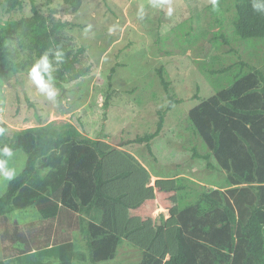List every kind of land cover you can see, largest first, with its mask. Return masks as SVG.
Wrapping results in <instances>:
<instances>
[{"label":"rangeland","instance_id":"374dc122","mask_svg":"<svg viewBox=\"0 0 264 264\" xmlns=\"http://www.w3.org/2000/svg\"><path fill=\"white\" fill-rule=\"evenodd\" d=\"M35 2L42 12L55 8L62 20L77 24L70 32L88 49L94 71L81 81L65 82V89L51 80L58 94L54 101L49 100L29 77V70L38 60L36 30L29 26L28 36L16 34L5 44L14 53L12 59L20 71H0V121L17 129L53 120L72 121L84 134L103 141V148L115 146L134 154L147 167L150 177L122 155L117 156V167L131 169L130 181L140 188L131 197L142 204L129 209L108 201L98 212L100 223L122 238L116 257L101 264H136L144 251L169 257L177 251L175 207L168 211L167 218L163 212L151 218L148 206H158L165 200L171 207L182 208L205 189L228 184L225 171L209 168L206 160L192 157L194 149L202 154L209 149L196 133L188 112L233 83L240 69L224 72L225 68L236 62L263 66L264 40L244 41L236 35L231 0L217 14L211 7L212 0H83L77 12L63 0ZM31 16L32 0H25L23 9L12 13L0 5V36L22 17ZM49 55V70L57 71L59 60L52 52ZM161 66L183 100L167 112L163 131L149 147L132 140L157 127V110L165 106L164 87L157 72ZM113 67L115 73L110 79ZM110 84L114 92L106 108ZM16 155L15 163L5 166L14 170V177L26 164L23 151ZM49 171L43 166L17 196L13 210L6 215L8 219L0 217V264H91L88 238L72 219L76 215L65 208L72 217L61 216L63 210L55 213L51 189L36 195L48 196L53 208L48 202L37 204V198L28 206L23 204L25 193H32L28 190L39 186ZM151 174L166 179L151 184ZM10 181L0 174V197ZM180 185L183 189L178 188ZM146 218L150 220L147 227L139 228L138 223ZM162 223L164 229L157 232V225ZM30 230L36 231L30 239L48 243L50 248L23 257L14 248L23 249L25 243L11 236H28ZM6 231L8 238L3 236Z\"/></svg>","mask_w":264,"mask_h":264},{"label":"trees","instance_id":"16d2710c","mask_svg":"<svg viewBox=\"0 0 264 264\" xmlns=\"http://www.w3.org/2000/svg\"><path fill=\"white\" fill-rule=\"evenodd\" d=\"M63 1L74 12L83 4V0ZM228 1L216 0L215 5L212 2L214 13L222 12ZM231 1L235 7L233 26L236 35L244 41L264 40V0ZM2 4L7 12L12 13L22 10L25 0H0ZM32 12L33 16L22 17L0 36V71H20L12 59L14 53L5 44L16 34L28 36L26 31L32 26L36 30L38 59L49 50L53 56L57 50L63 52L60 68L49 70L52 81L65 89V82L89 77L94 71V63L88 49L70 32V28L77 24L62 20L55 8L42 12L35 0H32ZM115 68L111 69L110 79ZM235 68L240 71L230 86L202 100L188 112L196 133L209 149L205 154L194 149L192 157L206 160L209 168L225 171L228 184L205 189L185 207L167 206L171 211L174 207L176 210L177 251L169 257L166 253L144 251L136 264H264V65L256 67L247 62H236L224 72H232ZM157 72L164 87L165 106L157 110L156 129L132 140L149 147L163 131L167 112L183 100L166 77L165 67H159ZM108 90L106 108L110 106L111 93L114 92L112 84ZM0 128L4 129L0 134V149L7 145L12 150L11 156L0 153V160L6 164L15 163L17 151L26 154L24 169L10 181L7 191L0 197V217L8 219L6 215L13 210L21 190L43 166L47 167L50 171L45 173L39 191L31 190L32 193L24 195V206L34 203L37 198V204L48 202L49 208H53L48 196L36 195V192L49 193L51 189L56 203L55 213L63 210L61 216L70 217L66 211L69 210L76 215L71 217L88 238L91 264L114 259L122 238L100 223L98 212L105 209L108 201L129 209H137L142 204L131 197L138 187L130 181L132 172L129 167L126 170L117 167V156L122 155L150 177L147 167L127 150L115 146L103 148V141L84 134L72 121L53 120L24 129L0 121ZM61 151L65 154L61 155ZM178 188L183 189L182 185ZM163 203L167 204L165 200ZM156 208V203L148 206L151 218ZM149 221L146 218L137 226L146 228ZM156 228L160 232L164 229L163 223ZM34 232L30 230L28 236H11L14 241L20 237L25 243L23 249L14 248L18 255L29 256L35 250L50 248L48 243L30 239ZM3 236L8 238L9 232Z\"/></svg>","mask_w":264,"mask_h":264},{"label":"clouds","instance_id":"9594fccd","mask_svg":"<svg viewBox=\"0 0 264 264\" xmlns=\"http://www.w3.org/2000/svg\"><path fill=\"white\" fill-rule=\"evenodd\" d=\"M212 2L213 5H215L216 0H212ZM154 6L156 5L154 4ZM172 11V8L169 7L168 15H171ZM51 51L52 50H49L36 61V63L29 70V77L37 86L38 91H40L42 94H45L49 100L54 101L58 93L56 89L50 84V81L53 79V77L49 74V69L52 64L49 55ZM54 58L56 60H61L63 58V52L59 50L55 51ZM3 132L4 129L0 128V134ZM0 153H2L3 156H11L12 150L7 145H5L3 149H0ZM5 164V161L0 160V174H2L5 180L10 181L14 178L15 172L12 169L5 168Z\"/></svg>","mask_w":264,"mask_h":264},{"label":"crops","instance_id":"0c3cea01","mask_svg":"<svg viewBox=\"0 0 264 264\" xmlns=\"http://www.w3.org/2000/svg\"><path fill=\"white\" fill-rule=\"evenodd\" d=\"M151 177H152L151 179H152V181H153V183H152V181H151V184H154V181L166 179V178H164V177L156 176V175H152V174H151ZM193 180H194V179H193ZM40 183H41V182H40ZM32 189H37V190H39L38 185L35 186V187L32 188ZM32 189L30 188L28 191L30 192ZM139 190H140V188H138L137 192H138ZM25 194H26V193H25ZM167 206H169V204H162V203L159 202V205L157 206L156 210L152 213V217H157V215L159 214V212H163L164 215H165V217L167 218V216H168L167 213H169L168 211L171 210V209L168 208ZM162 210H164V211H162ZM148 214H149V213H148ZM149 215H150V214H149ZM34 252H38V251L35 250V251H33V252H30L29 254H32V253H34Z\"/></svg>","mask_w":264,"mask_h":264}]
</instances>
